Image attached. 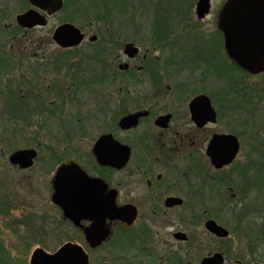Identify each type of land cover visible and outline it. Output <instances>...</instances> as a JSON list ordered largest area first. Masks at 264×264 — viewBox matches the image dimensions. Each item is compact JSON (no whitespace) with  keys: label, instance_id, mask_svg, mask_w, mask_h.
Masks as SVG:
<instances>
[{"label":"flooded vegetation","instance_id":"1","mask_svg":"<svg viewBox=\"0 0 264 264\" xmlns=\"http://www.w3.org/2000/svg\"><path fill=\"white\" fill-rule=\"evenodd\" d=\"M138 1L135 11L143 7L144 0ZM226 1L208 0L209 9L199 18L195 0V27L208 20L209 32L202 36L179 38L157 25L159 36L143 41L141 20L130 21L126 35L120 25L94 36L91 28L71 24L83 38L69 48L52 39L59 25L49 37H28L46 30L61 7L48 15L26 1L25 12L35 11L46 22L32 29L19 27L16 16L22 39L13 33L6 43L15 51H0V96L15 93V123L40 140H59L84 156L85 167L72 162L57 166L50 193L52 201L59 168L81 173L73 207L76 223L58 209L77 236V242L65 244L81 248L87 264H206L211 259L264 264L258 245L251 240L244 248L238 242L246 231L242 206L255 202L259 193L255 182L245 181L259 167L237 163L243 136L231 121L233 106L227 110L226 91L220 89L216 100L211 90L213 80L223 81L229 63L234 72L253 75L230 51L218 26ZM133 3L125 0L124 5L131 11ZM3 12L0 2L1 28ZM3 39L0 30V48ZM51 47L56 51L49 52ZM203 97L207 105L198 99ZM195 114L203 125L195 122ZM214 135L237 139L239 150L231 164L212 165L207 148ZM22 150L36 153L33 167L38 150ZM227 208L240 234L219 221L228 217ZM208 222L219 229L208 228ZM5 249L0 246V252Z\"/></svg>","mask_w":264,"mask_h":264},{"label":"rangeland","instance_id":"2","mask_svg":"<svg viewBox=\"0 0 264 264\" xmlns=\"http://www.w3.org/2000/svg\"><path fill=\"white\" fill-rule=\"evenodd\" d=\"M0 2L3 3L4 10L2 20L4 27L0 26L4 39L0 51L12 52L15 51L9 49L12 43L6 42L13 40L11 39L13 33L22 39V34L16 31L18 28L14 20L16 16L28 10L29 6L25 0ZM124 3L125 0H62V10L49 18L46 30L29 32L28 37L46 34L49 37L52 29L63 23L72 24L76 28L85 27L86 30L91 28L92 31L89 33L94 36H103L108 28L120 25L124 30L121 31V35H126L129 22L136 20H141L144 26L143 41L146 40L145 36L148 40L159 36L157 25L166 26V29L172 32L171 35H177L179 38L202 36V32H209L206 25L208 20L200 24L199 28L195 27L193 16L195 0H144L141 11H135L138 0H134L131 11ZM135 22L133 24L137 25ZM139 38L141 40V37ZM18 40H14V47L18 46ZM25 44L28 45L27 42ZM47 50L52 53L56 51L53 47ZM216 77L220 78L219 75L212 73V78ZM223 78L222 82L213 80L211 90L216 100L220 98L218 94L220 89L222 93L226 91L227 110L231 111L233 106L231 121L238 127L235 130L243 136L237 163L241 167L254 165L260 167L259 163L264 159L261 154V150L264 149V72L260 75L234 72L229 63L227 74ZM117 80H123V77L119 76ZM88 109L90 108L85 106L84 110ZM16 113L15 93L7 91L0 96V246L4 245L7 249L0 252V264H29V261L31 264V258L38 247L45 253L53 254L65 243L77 242L76 232L65 222L58 207L51 201L50 178L61 163L72 162L81 167L86 166L82 160L84 156L76 151L70 152L66 144L54 139L48 142L40 140L37 134H31L30 128L15 123ZM86 115L84 112L85 117ZM83 142L85 144L87 140ZM28 148L38 150V158L33 167L23 170L10 167L8 155ZM263 177V173L253 176L249 171L247 178L250 182H245L259 184ZM262 197L258 195V200L263 203ZM228 208V217L219 221L228 229L238 232L235 229L241 228L237 227L234 220H230ZM257 223V219L243 222L242 231L243 228L246 231L244 235L240 232L237 234L245 240L238 242L244 244V248L246 244L254 242L264 256V235L260 232L257 235ZM251 232L253 235H250Z\"/></svg>","mask_w":264,"mask_h":264},{"label":"water","instance_id":"3","mask_svg":"<svg viewBox=\"0 0 264 264\" xmlns=\"http://www.w3.org/2000/svg\"><path fill=\"white\" fill-rule=\"evenodd\" d=\"M27 2L46 12L48 15L58 12L62 7L61 0H27ZM209 9L208 0L197 2L196 14L199 18ZM218 18L219 28L225 31L228 37L230 51L237 57L240 64L250 70L253 75L264 72V0H227L220 9ZM17 24L26 29L36 26H45L46 22L35 11H28L16 19ZM83 36L70 24H63L56 28L52 39L61 48H69L78 45ZM208 102L206 98H198ZM207 107V106H206ZM198 126L204 121L194 115ZM128 120V119H127ZM237 139L232 135H220L212 138L207 155L214 167L220 168L233 162L239 150ZM36 153L33 150H21L14 152L9 157V162L19 169H28L32 166ZM73 169L72 171H68ZM81 174L76 168L63 166L59 168L55 180V192L52 202L63 211V216L76 223L74 218L76 191L78 177ZM212 230L219 229L214 222L207 223ZM225 235V233H224ZM54 254H47L42 250L34 252L31 264H87V257L81 248L73 244H65L59 247ZM211 259L206 264L221 263L218 259Z\"/></svg>","mask_w":264,"mask_h":264},{"label":"trees","instance_id":"4","mask_svg":"<svg viewBox=\"0 0 264 264\" xmlns=\"http://www.w3.org/2000/svg\"><path fill=\"white\" fill-rule=\"evenodd\" d=\"M263 154L262 157H264V149L261 150ZM260 167L257 173L264 174V159H261L259 163ZM257 190H260L258 195L263 196L261 199L263 200V203L260 200H256L254 203L249 202L248 204H244L243 207V213H242V221L245 223L248 220H258L256 232L258 235V232H260L262 235H264V177L259 180V184L256 182ZM246 220V221H245ZM255 234V233H254ZM250 235H253L251 232ZM257 238V237H256ZM251 241V240H250Z\"/></svg>","mask_w":264,"mask_h":264}]
</instances>
